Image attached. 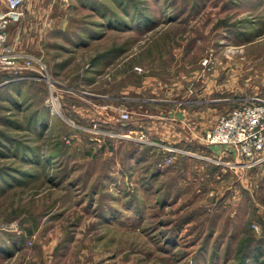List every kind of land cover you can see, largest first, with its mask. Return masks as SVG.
Masks as SVG:
<instances>
[{"label": "rangeland", "instance_id": "374dc122", "mask_svg": "<svg viewBox=\"0 0 264 264\" xmlns=\"http://www.w3.org/2000/svg\"><path fill=\"white\" fill-rule=\"evenodd\" d=\"M0 19L14 51L46 62L60 102L52 115L28 69L0 73V264H264V164L204 141L264 103V0H25L14 12L0 0ZM154 116L229 155L133 128L169 132ZM149 142L195 156L170 175L177 160L161 165ZM171 194L183 198L161 207Z\"/></svg>", "mask_w": 264, "mask_h": 264}, {"label": "built area", "instance_id": "2783aa9c", "mask_svg": "<svg viewBox=\"0 0 264 264\" xmlns=\"http://www.w3.org/2000/svg\"><path fill=\"white\" fill-rule=\"evenodd\" d=\"M7 9L11 12L18 10L23 6L25 0H4ZM9 20L0 19V73L17 74L20 69L25 68L37 75L48 83L50 98L48 100V109L53 115L60 113V102L54 95L53 77L46 62L32 54H19L14 51L12 45L7 39L6 28ZM20 60V61H19ZM128 118L127 113L120 115L121 120ZM120 140L131 139L129 135L120 136ZM143 136L141 135L140 140ZM207 144L223 145L233 147L236 154L242 157L244 161L239 163L242 167L248 169L256 168L264 164V103H258L257 106H245L244 108L234 109L226 117H222L216 125L210 129L204 140ZM154 144L160 149L161 165L165 166L174 162L177 157L182 155L195 156L191 153L178 149L173 145ZM232 150V149H231ZM257 228V227H256Z\"/></svg>", "mask_w": 264, "mask_h": 264}, {"label": "crops", "instance_id": "0c3cea01", "mask_svg": "<svg viewBox=\"0 0 264 264\" xmlns=\"http://www.w3.org/2000/svg\"><path fill=\"white\" fill-rule=\"evenodd\" d=\"M46 10H45V13L47 14V13H51V12H55V11H57V8H55V9H51V6H48V7H46L45 8ZM64 9H66V8H64ZM63 8H61V11H59L60 13H65V12H67L66 10H64ZM53 10V11H52ZM63 10V11H62ZM43 23H45L44 25L46 26V24H48V22L47 21H43ZM39 24V23H38ZM53 25H55L54 26V28L56 29V30H64V26H65V23H61L60 21L59 22H57V23H55V24H53ZM39 26H42V25H40L39 24ZM33 30V29H32ZM36 37H35V35H34V33H33V35H31V41L33 42V39H35ZM26 40H27V42L28 41H30V35H26ZM30 53V52H29ZM60 62V61H59ZM58 62V63H59ZM48 64H49V62H48ZM50 67H51V69H52V66L51 65H49ZM57 67L56 68H58V65H56ZM53 75H55L54 73H53ZM155 101V100H154ZM158 102H170V101H165V100H161V101H158ZM172 103V102H171ZM176 114V113H175ZM177 115V114H176ZM164 116V115H163ZM163 116H154L152 119L156 122V123H158L159 125H162V121H167V123L168 124H170L171 125V129H170V131L169 132H162V131H156V130H154V129H151L150 127H152L151 125H149V123H148V121H145V120H143V121H138L137 122V127H133V128H135V129H139L140 131H145L146 133H148V134H153V135H155L156 137H158V138H160V139H162V135L164 134V136L166 137V138H168L169 136L170 137H173V138H168L169 139V141H172L173 142V144H175V143H179V142H183L184 141V143L186 144V145H188L190 148H192V149H195V148H197V149H200V152H197L198 153V155H201V156H204V157H206V158H210V157H212V159H215V158H217V157H221V156H223V154H225L226 156H228L229 154H228V151H229V149H228V151H227V149H226V151H225V149L223 150L221 147H219V146H205V145H203V144H201L198 140H196L195 139V135H194V133L190 136L188 133H186L187 134V137H185L184 138V136H180V137H178V135H177V133H175L174 134V131L172 130V128L175 126H177L178 125V123H174V120L171 118L170 120H165V117H163ZM178 116V115H177ZM177 116H176V118H177ZM158 118H159V121H158ZM164 118V119H163ZM154 122V123H155ZM175 122H177V121H175ZM144 128V129H143ZM130 133V132H129ZM175 135V136H174ZM209 156V157H208ZM178 158L179 157H177L176 158V160L177 161H175L174 163H173V165L171 166V167H169L168 169H169V172H170V175L172 174V170H174V169H180V171L179 172H183L182 171V168H179V162H181L182 160H178ZM184 159V158H183ZM205 159V158H204ZM203 163V164H202ZM202 163H201V167H197V169H198V174H197V176L199 177V178H201V176H203L204 175V166H209V165H205V164H210V162H207V161H205V160H202ZM193 168V170H194V167H192ZM200 171L202 172L201 174H200ZM163 172H165V171H163ZM162 171H160V178H162V173H163ZM185 173V172H184ZM194 173V172H193ZM196 174V173H195ZM163 175H165V174H163ZM184 176V175H183ZM194 179V178H193ZM180 181V180H179ZM186 184V183H185ZM184 189H185V187H184ZM181 198H183V195L182 194H176V195H173L172 196V194H171V197L169 198V199H165L164 200V202H163V204H161V207H166V208H169V207H171L172 208V206H174V205H177V201H175V200H180ZM180 202V201H179ZM187 207V206H186ZM185 207V208H186ZM180 214L182 213V211L181 212H179Z\"/></svg>", "mask_w": 264, "mask_h": 264}, {"label": "trees", "instance_id": "16d2710c", "mask_svg": "<svg viewBox=\"0 0 264 264\" xmlns=\"http://www.w3.org/2000/svg\"><path fill=\"white\" fill-rule=\"evenodd\" d=\"M101 13H103V11H101ZM103 15H105V14H103ZM102 17H103V18H106V16H102ZM106 19H107V18H106ZM108 22H109V23H108ZM108 22L106 21L105 23L108 24V25H110V26L113 28L114 25H115V24H113V23H115V22H113L112 20H110V21H108ZM105 23H104V22L101 23L100 26H102V25L105 24ZM115 28H117V27H115Z\"/></svg>", "mask_w": 264, "mask_h": 264}]
</instances>
